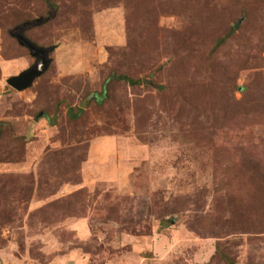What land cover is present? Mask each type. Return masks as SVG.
<instances>
[{"label":"rangeland","instance_id":"374dc122","mask_svg":"<svg viewBox=\"0 0 264 264\" xmlns=\"http://www.w3.org/2000/svg\"><path fill=\"white\" fill-rule=\"evenodd\" d=\"M0 264H264V0H0Z\"/></svg>","mask_w":264,"mask_h":264},{"label":"water","instance_id":"95a60500","mask_svg":"<svg viewBox=\"0 0 264 264\" xmlns=\"http://www.w3.org/2000/svg\"><path fill=\"white\" fill-rule=\"evenodd\" d=\"M50 17L51 16L46 19L38 18L32 22H26L21 27H17L15 30L10 32L11 36L16 38L20 45L26 47L29 50L30 55L35 58V62L33 65L24 69L19 74L11 76L6 80L8 85L18 91L29 87L32 84L33 80L40 76L48 68L51 62V59L48 57V54L52 49L51 47L44 48L41 46H37L36 44L28 40L22 34V31L30 26L39 25Z\"/></svg>","mask_w":264,"mask_h":264},{"label":"trees","instance_id":"16d2710c","mask_svg":"<svg viewBox=\"0 0 264 264\" xmlns=\"http://www.w3.org/2000/svg\"><path fill=\"white\" fill-rule=\"evenodd\" d=\"M48 17H49V16H48ZM48 17H46V18H48ZM46 18H43V19H46ZM50 18H51V17H50ZM50 18H49V19H50ZM49 19H47L46 21H48ZM46 21H44V22H46ZM44 22H43V23H44ZM78 111H81V109H78ZM77 115H79V112L76 113V114H73V116H77Z\"/></svg>","mask_w":264,"mask_h":264}]
</instances>
